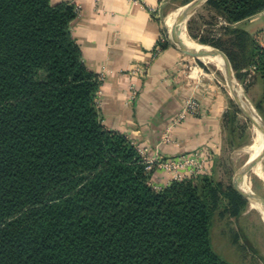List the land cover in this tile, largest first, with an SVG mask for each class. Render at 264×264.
Wrapping results in <instances>:
<instances>
[{
    "label": "trees",
    "instance_id": "1",
    "mask_svg": "<svg viewBox=\"0 0 264 264\" xmlns=\"http://www.w3.org/2000/svg\"><path fill=\"white\" fill-rule=\"evenodd\" d=\"M226 1L230 23L264 9ZM77 14L69 2L0 0V264H231L212 243L211 180L155 189L138 146L104 125ZM249 41L264 81V47Z\"/></svg>",
    "mask_w": 264,
    "mask_h": 264
},
{
    "label": "crops",
    "instance_id": "2",
    "mask_svg": "<svg viewBox=\"0 0 264 264\" xmlns=\"http://www.w3.org/2000/svg\"><path fill=\"white\" fill-rule=\"evenodd\" d=\"M55 1L76 6L72 34L86 67L103 76L97 106L108 129L126 135L149 157L197 151L215 156L221 151L230 97L215 74L174 46L164 45L158 14L163 0ZM226 23L230 31L242 30L264 47V9ZM250 50L251 45L245 58ZM262 85L257 79L252 95L254 87L261 91ZM191 99L199 101L200 114L182 115ZM153 168L148 171L156 186L173 180L168 172Z\"/></svg>",
    "mask_w": 264,
    "mask_h": 264
},
{
    "label": "rangeland",
    "instance_id": "3",
    "mask_svg": "<svg viewBox=\"0 0 264 264\" xmlns=\"http://www.w3.org/2000/svg\"><path fill=\"white\" fill-rule=\"evenodd\" d=\"M192 1L163 0L162 7L160 11L158 10L164 27L163 42L174 46L180 52L182 51L172 40L165 25V17ZM53 2L57 3L55 0ZM226 4V0L212 2L209 0L190 18L186 26L187 32L194 42L215 46L227 55L246 97L264 120V81L256 67L245 58L248 47L251 45L248 36H243L242 30L235 32L234 29L232 31L228 29L232 27L226 23L228 22L224 11ZM185 56L190 57L195 65L215 74L231 100L230 107L224 116L222 149L215 156L210 152L207 154L202 152L206 158V166L204 172L199 174L206 175L218 189L217 196L214 197L217 209L211 229L213 247L231 264H264L263 214L250 206V200L236 188L234 180L235 173L248 159L241 149L253 141L252 122L244 115L233 98L223 73L224 68L207 63L198 55L186 54ZM257 79L262 81L263 88L260 91L254 87V95H252L250 89L256 84ZM148 170H154V168ZM250 181L257 191H262L252 174H250ZM150 182L155 189L162 188L153 184L152 180Z\"/></svg>",
    "mask_w": 264,
    "mask_h": 264
},
{
    "label": "water",
    "instance_id": "4",
    "mask_svg": "<svg viewBox=\"0 0 264 264\" xmlns=\"http://www.w3.org/2000/svg\"><path fill=\"white\" fill-rule=\"evenodd\" d=\"M209 0H193L189 4L185 5L181 8L179 13L175 18V26H187L188 21L190 18L201 8L204 4H206ZM176 46L185 54L191 56H197L200 52H209L214 53L218 57L222 59L223 67H224V75L228 82L231 94L235 101L237 102L238 106L240 107L241 111L244 115L259 124V126L264 130V120L255 107L251 104L249 99L246 97L241 85L239 84L234 69L227 57V55L219 48L215 46H207L206 50L196 51L188 48L181 40L180 36L176 38L175 42ZM264 156V145L256 157L260 159ZM256 160L246 162L236 173L234 176L235 186L236 188L247 198L253 197L256 200H260L264 205V196H261L254 192L251 187H244L242 185V178L249 172V170L253 167ZM264 218V215H263Z\"/></svg>",
    "mask_w": 264,
    "mask_h": 264
},
{
    "label": "bare ground",
    "instance_id": "5",
    "mask_svg": "<svg viewBox=\"0 0 264 264\" xmlns=\"http://www.w3.org/2000/svg\"><path fill=\"white\" fill-rule=\"evenodd\" d=\"M181 9L175 10L172 13L168 14L165 17V25L170 32V36L174 42H176V38L180 36L182 42L190 49L196 51L206 50L208 45L194 42L193 39L188 35L186 26H175V18ZM198 57L203 61L214 64L221 69L223 67L222 59L218 57L214 53L209 52H200ZM259 112V111H258ZM253 125V141L244 146L241 150L248 156L247 162L256 160V157L259 155L263 145H264V130L259 126V124L255 121H252ZM250 174H252L261 187V192L257 191L253 184L250 181ZM242 185L244 187H251L254 192L257 194L264 196V156L260 159H257L253 165V167L249 170V172L242 178ZM250 200V206L254 209H257L264 215V205L260 200H256L253 197H248Z\"/></svg>",
    "mask_w": 264,
    "mask_h": 264
},
{
    "label": "built area",
    "instance_id": "6",
    "mask_svg": "<svg viewBox=\"0 0 264 264\" xmlns=\"http://www.w3.org/2000/svg\"><path fill=\"white\" fill-rule=\"evenodd\" d=\"M103 79V76H99ZM201 112V105L198 100L191 99L188 101L186 108L182 115L191 113L198 115ZM144 156L148 166L147 170L152 167L168 172L172 179L181 180L186 178H193L204 172L206 166L204 154L201 151L194 152L190 155H179L173 158H165L161 155L149 157L147 150H140Z\"/></svg>",
    "mask_w": 264,
    "mask_h": 264
}]
</instances>
